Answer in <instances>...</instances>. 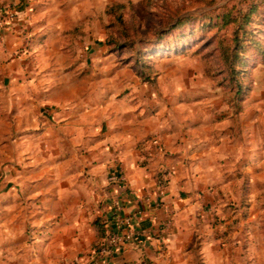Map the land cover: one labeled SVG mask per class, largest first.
I'll return each mask as SVG.
<instances>
[{"label": "crops", "instance_id": "crops-1", "mask_svg": "<svg viewBox=\"0 0 264 264\" xmlns=\"http://www.w3.org/2000/svg\"><path fill=\"white\" fill-rule=\"evenodd\" d=\"M18 3L0 0L16 11L0 22V264H99L117 215L139 239L103 264H264L256 72L241 100L200 67L145 81L97 37L65 34L79 21L39 22ZM118 170L125 182L108 179ZM160 171L155 207L143 196Z\"/></svg>", "mask_w": 264, "mask_h": 264}, {"label": "rangeland", "instance_id": "rangeland-1", "mask_svg": "<svg viewBox=\"0 0 264 264\" xmlns=\"http://www.w3.org/2000/svg\"><path fill=\"white\" fill-rule=\"evenodd\" d=\"M18 1L29 5L39 22L79 21L80 24L65 34L97 37L117 66L135 70L145 81H150L153 72L192 66L204 69L218 84L224 74L219 73L222 66L216 53V39L227 43L232 30L216 26L203 30L199 25L214 24L225 12L235 16L237 9L244 10L249 2L259 0ZM119 13L123 25L115 17ZM176 22L178 26L172 28ZM118 43L126 46L117 48ZM130 43L134 46L130 47ZM254 72L255 78L264 82L263 61H252L248 68L249 81L241 79L242 82L252 85Z\"/></svg>", "mask_w": 264, "mask_h": 264}, {"label": "trees", "instance_id": "trees-1", "mask_svg": "<svg viewBox=\"0 0 264 264\" xmlns=\"http://www.w3.org/2000/svg\"><path fill=\"white\" fill-rule=\"evenodd\" d=\"M115 17L123 25L122 14H116ZM178 24L176 22L172 28H176ZM199 26L203 30H207L208 26L211 27L209 29L215 26L217 29L231 27V37L227 43L216 39V53L222 66L219 73L224 74L218 85L230 89L233 91L234 98L241 100L251 86L249 82L244 84L241 80L248 79L249 81L250 63L258 59L264 62V0L249 2L244 10L237 9L235 16H232L230 12H225L218 18V22L201 23ZM129 45L134 46L133 43ZM116 46L121 48L126 44L118 43ZM103 235L104 230L99 229V237Z\"/></svg>", "mask_w": 264, "mask_h": 264}, {"label": "built area", "instance_id": "built-area-1", "mask_svg": "<svg viewBox=\"0 0 264 264\" xmlns=\"http://www.w3.org/2000/svg\"><path fill=\"white\" fill-rule=\"evenodd\" d=\"M16 11L7 10L4 11L0 7V22L3 18L7 19L15 18ZM152 143L159 146L156 139L152 140ZM111 182L120 183L126 181V176L121 170L112 172L108 178ZM168 182V175L164 171H160L157 177V191L155 192L156 198L152 200V194L143 196V200L148 204H153L158 207L161 204L160 196L165 190ZM114 208L119 211L122 209V205L118 199L113 201ZM130 219L128 217L116 216V222L114 229L105 231L104 235L100 238L97 246L92 251V258L99 264H103L109 257H112L121 247L130 243L136 239H139V233L130 228ZM125 226H128L126 228Z\"/></svg>", "mask_w": 264, "mask_h": 264}]
</instances>
